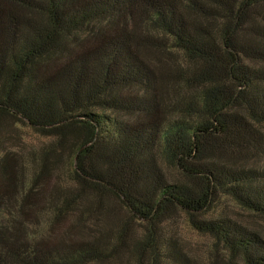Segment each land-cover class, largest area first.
<instances>
[{
  "label": "trees",
  "instance_id": "1",
  "mask_svg": "<svg viewBox=\"0 0 264 264\" xmlns=\"http://www.w3.org/2000/svg\"><path fill=\"white\" fill-rule=\"evenodd\" d=\"M7 121L52 141L21 196L0 160V264H190L179 212L264 264L258 223L210 216L227 196L264 227V0H0V145Z\"/></svg>",
  "mask_w": 264,
  "mask_h": 264
},
{
  "label": "rangeland",
  "instance_id": "2",
  "mask_svg": "<svg viewBox=\"0 0 264 264\" xmlns=\"http://www.w3.org/2000/svg\"><path fill=\"white\" fill-rule=\"evenodd\" d=\"M5 128L3 130V140L0 145V160L3 159V154L5 151L8 152L9 156L13 158V164H16V169L18 172V181L14 190H17L18 195L21 196L24 191V186H29L32 183L35 169H36V158L39 157L41 149L44 146L51 143V139L47 136L40 134V132L34 130L31 126L26 123H17L13 126L10 121L5 123ZM264 142V124L261 126ZM10 158V157H9ZM65 171V169H63ZM65 177V175L63 176ZM58 177H54L52 180V185L56 183ZM51 203L49 201L44 204H39L37 206V215L35 217H24L25 222L29 223L30 232L34 235L41 234V232L48 231V212L41 210L44 206H49ZM16 205L15 201H9L8 206H5L3 212H1V218L6 221L11 218L9 212L10 208ZM218 207L210 212V216L220 213H229L234 218L240 219L242 222L248 224H259V230L264 234V227H261L259 220L251 217L247 212L242 210L235 202H233L229 197L224 196L218 203ZM18 206V204H17ZM17 209V208H15ZM14 209V210H15ZM15 212V211H14ZM3 213V214H2ZM22 218V217H21ZM257 226V224H256ZM258 227V226H257ZM137 232L140 230L143 233V225L134 226ZM61 233L60 229L57 230ZM161 232L166 239L167 243H174L176 247H179L189 258L190 264H224V257H227V253L222 244L215 241L210 235H205L194 229L190 222L188 221V216L184 212H179L173 218L164 221L161 225ZM139 233V232H138ZM127 251V250H126ZM121 264H140V254H124ZM138 255V256H137ZM113 258L112 262L104 264H114L118 263L120 260ZM144 264H149L147 259V253L142 257ZM240 264H244L239 258Z\"/></svg>",
  "mask_w": 264,
  "mask_h": 264
}]
</instances>
